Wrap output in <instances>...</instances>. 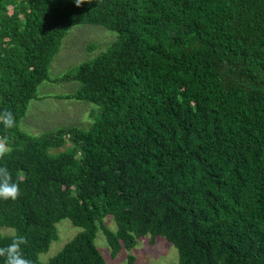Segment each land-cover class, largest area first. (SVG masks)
<instances>
[{
    "label": "trees",
    "instance_id": "1",
    "mask_svg": "<svg viewBox=\"0 0 264 264\" xmlns=\"http://www.w3.org/2000/svg\"><path fill=\"white\" fill-rule=\"evenodd\" d=\"M80 25L119 34L59 80L77 81L72 98L100 118L31 136L21 120ZM6 109L16 127L0 123V164L21 195L0 200V246L19 233L33 264H106L101 230L113 257L150 236L179 264H264V0H0ZM63 220L83 231L40 261Z\"/></svg>",
    "mask_w": 264,
    "mask_h": 264
},
{
    "label": "rangeland",
    "instance_id": "2",
    "mask_svg": "<svg viewBox=\"0 0 264 264\" xmlns=\"http://www.w3.org/2000/svg\"><path fill=\"white\" fill-rule=\"evenodd\" d=\"M119 41V34L102 26L80 25L70 30L63 41L60 53L55 57L50 69V81L44 82L38 89V98L29 104L20 129L34 137L64 128L88 130L100 118L101 108L96 104L72 98L79 88L77 81H59L64 75H74L79 66L107 52ZM73 95V96H72ZM72 148L69 140L52 154H59ZM106 225L116 230L113 217L108 216ZM59 239L52 243L48 253L40 255V261L47 263L63 250L83 229L74 226L71 221L63 220L57 224ZM13 231V230H10ZM96 245L106 264H179L178 250L163 237L151 242L150 236L142 237L137 245L122 251L113 257L111 248L100 230Z\"/></svg>",
    "mask_w": 264,
    "mask_h": 264
},
{
    "label": "clouds",
    "instance_id": "3",
    "mask_svg": "<svg viewBox=\"0 0 264 264\" xmlns=\"http://www.w3.org/2000/svg\"><path fill=\"white\" fill-rule=\"evenodd\" d=\"M85 0H75L77 6ZM0 123L5 129L16 127V118L12 111L4 110L0 112ZM11 149L8 145L7 137L0 136V161L10 155ZM21 195L20 184L13 178V173L6 164H0V200H17ZM28 244V239L23 234H16L11 238L10 243L0 246V258L4 264H33V261L25 256L24 247Z\"/></svg>",
    "mask_w": 264,
    "mask_h": 264
}]
</instances>
